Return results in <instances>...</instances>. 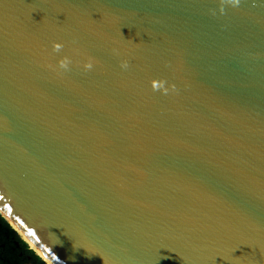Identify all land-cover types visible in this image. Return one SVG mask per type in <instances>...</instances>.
<instances>
[{
	"label": "water",
	"instance_id": "obj_1",
	"mask_svg": "<svg viewBox=\"0 0 264 264\" xmlns=\"http://www.w3.org/2000/svg\"><path fill=\"white\" fill-rule=\"evenodd\" d=\"M0 215L52 264H264V0H0Z\"/></svg>",
	"mask_w": 264,
	"mask_h": 264
},
{
	"label": "trees",
	"instance_id": "obj_2",
	"mask_svg": "<svg viewBox=\"0 0 264 264\" xmlns=\"http://www.w3.org/2000/svg\"><path fill=\"white\" fill-rule=\"evenodd\" d=\"M18 242L20 249H15ZM23 253V255H21ZM0 264H46L0 215Z\"/></svg>",
	"mask_w": 264,
	"mask_h": 264
},
{
	"label": "clouds",
	"instance_id": "obj_3",
	"mask_svg": "<svg viewBox=\"0 0 264 264\" xmlns=\"http://www.w3.org/2000/svg\"><path fill=\"white\" fill-rule=\"evenodd\" d=\"M62 47H63V45L61 43H54V46H53L54 51H59V50L62 49ZM69 63H70V60H69L68 57H65L64 59H62V60L59 61L60 67L61 68H65V69L68 67ZM85 67L88 68V69H91L92 68V63H88L87 65H85ZM122 67L127 68L128 67V63L125 61L122 64ZM161 87H162V82L159 81V83L157 84V81H155V80L153 81V88H154V90L155 89H159ZM166 91H167V89H165V92ZM53 254L56 255L59 258V255L57 253H53Z\"/></svg>",
	"mask_w": 264,
	"mask_h": 264
},
{
	"label": "bare ground",
	"instance_id": "obj_4",
	"mask_svg": "<svg viewBox=\"0 0 264 264\" xmlns=\"http://www.w3.org/2000/svg\"><path fill=\"white\" fill-rule=\"evenodd\" d=\"M7 218V217H6ZM8 219V218H7ZM8 221L12 224V226L13 227H15L16 228V226H15V224H13L9 219H8ZM17 229V228H16ZM17 231H18V233L20 234V236L24 239V240H26L27 242H28V244H30V246L42 257V258H44V260L48 263V264H52L43 254H42V252L38 249V248H36L35 246H34V244L20 231V230H18L17 229Z\"/></svg>",
	"mask_w": 264,
	"mask_h": 264
},
{
	"label": "rangeland",
	"instance_id": "obj_5",
	"mask_svg": "<svg viewBox=\"0 0 264 264\" xmlns=\"http://www.w3.org/2000/svg\"><path fill=\"white\" fill-rule=\"evenodd\" d=\"M21 237V236H20ZM22 238V237H21ZM16 248L15 249H20V245L18 242H15ZM29 248L31 247L30 244L28 245ZM32 248V247H31ZM33 249V248H32ZM21 255H23V253H21Z\"/></svg>",
	"mask_w": 264,
	"mask_h": 264
}]
</instances>
